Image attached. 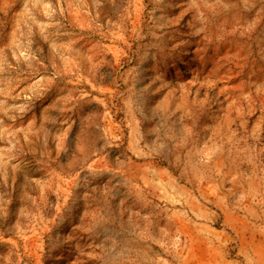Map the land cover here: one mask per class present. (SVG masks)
I'll return each mask as SVG.
<instances>
[{
    "label": "rangeland",
    "instance_id": "374dc122",
    "mask_svg": "<svg viewBox=\"0 0 264 264\" xmlns=\"http://www.w3.org/2000/svg\"><path fill=\"white\" fill-rule=\"evenodd\" d=\"M0 264H264V0H0Z\"/></svg>",
    "mask_w": 264,
    "mask_h": 264
}]
</instances>
